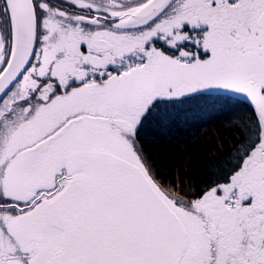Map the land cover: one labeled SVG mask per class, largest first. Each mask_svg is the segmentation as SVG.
<instances>
[{"label":"snow or ice","instance_id":"1","mask_svg":"<svg viewBox=\"0 0 264 264\" xmlns=\"http://www.w3.org/2000/svg\"><path fill=\"white\" fill-rule=\"evenodd\" d=\"M0 264H264V0H0Z\"/></svg>","mask_w":264,"mask_h":264},{"label":"trees","instance_id":"2","mask_svg":"<svg viewBox=\"0 0 264 264\" xmlns=\"http://www.w3.org/2000/svg\"><path fill=\"white\" fill-rule=\"evenodd\" d=\"M218 124L216 118H193L175 125L170 132L157 137V142L146 145L154 162L166 165L161 169L165 181L175 182L184 173L197 183L204 178L206 161L217 147Z\"/></svg>","mask_w":264,"mask_h":264}]
</instances>
